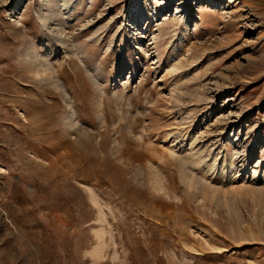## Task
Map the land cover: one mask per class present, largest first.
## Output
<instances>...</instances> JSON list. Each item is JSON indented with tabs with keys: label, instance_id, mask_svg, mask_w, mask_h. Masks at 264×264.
Listing matches in <instances>:
<instances>
[{
	"label": "rangeland",
	"instance_id": "1",
	"mask_svg": "<svg viewBox=\"0 0 264 264\" xmlns=\"http://www.w3.org/2000/svg\"><path fill=\"white\" fill-rule=\"evenodd\" d=\"M0 264H264V0H0Z\"/></svg>",
	"mask_w": 264,
	"mask_h": 264
}]
</instances>
